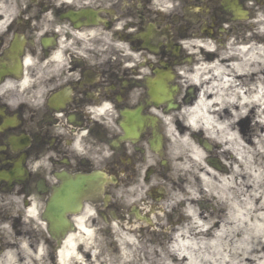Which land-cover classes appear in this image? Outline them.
Here are the masks:
<instances>
[{"label": "flooded vegetation", "instance_id": "flooded-vegetation-1", "mask_svg": "<svg viewBox=\"0 0 264 264\" xmlns=\"http://www.w3.org/2000/svg\"><path fill=\"white\" fill-rule=\"evenodd\" d=\"M263 29L264 0H0V264H57L75 204L94 210L95 231L149 209L201 96L193 73ZM201 129L206 165L227 171ZM81 177L92 194L68 205L55 239L49 205Z\"/></svg>", "mask_w": 264, "mask_h": 264}, {"label": "bare ground", "instance_id": "bare-ground-1", "mask_svg": "<svg viewBox=\"0 0 264 264\" xmlns=\"http://www.w3.org/2000/svg\"><path fill=\"white\" fill-rule=\"evenodd\" d=\"M191 79L201 96L183 112L189 131L180 135L185 149L177 154L179 162L189 165L176 161V168L188 172L190 179L182 190L176 184L168 193L160 190L169 197L152 209L161 219L170 213L176 219L178 208L184 209V224L175 227L171 242L156 247L145 235L158 232L147 233L143 223L130 221L115 227L120 251L108 258L79 236H93L86 212L77 219L78 232L65 241L57 264H264V43L256 40L224 51L214 63L195 70ZM245 120L250 122L247 128L241 126ZM199 125L226 152L227 171L206 165V153L195 136ZM202 199L209 209H198ZM158 228L167 233L164 226Z\"/></svg>", "mask_w": 264, "mask_h": 264}, {"label": "rangeland", "instance_id": "rangeland-1", "mask_svg": "<svg viewBox=\"0 0 264 264\" xmlns=\"http://www.w3.org/2000/svg\"><path fill=\"white\" fill-rule=\"evenodd\" d=\"M262 33L264 35V29L262 30V32L260 34H262ZM258 41H262L264 43V38H262ZM232 44H234V42H231L229 45H232ZM235 49L231 48L230 50H227V51H231V50L233 51ZM183 116L181 115V117H183ZM249 124H250V122H249ZM252 124H253V121H252ZM254 129L255 128L252 125V127H250V134H249L252 137L254 135V131H255ZM252 130H254V131H252ZM172 142H173L172 148H173V151L176 153V157H177V154L181 153L185 149V146L181 145L182 140H180L178 136L172 138ZM177 144H179V145H177ZM178 163H179V165L185 164V163H187L189 165V163L187 161H185V163H181L178 161ZM187 178L190 179L189 173L188 172H185V173L182 172L181 173L180 169L176 168V166H175V168L173 169L172 174L170 176V179L162 183V184H164V189H165L166 193H168V190L170 188L172 189L173 185H175V184L177 185V187L179 189L182 190L187 183ZM168 197H169L168 194H166L164 199H166ZM124 200L126 202L125 204L127 205V207L131 206L135 202L134 199H131V196H127L126 198H124ZM202 200L204 201V199H202ZM202 200H200L199 202L201 203ZM146 201H148L149 206L154 205L156 207L162 206L161 204L163 203L161 201L160 203L154 204L151 200H148V199H146ZM211 203L214 204L213 202H211ZM146 211H147L146 213L148 214L149 209L147 208ZM180 213L185 214L183 211H180ZM155 215H159V213L154 212V214L152 215V217L154 218L153 221L155 222V224H157V225L161 224V226H164L167 229L171 228L172 230L168 231V233H165V232H163V230L158 229V230H156L158 233L152 234L151 237H148V235H145V239H149L150 243L155 244L156 247H166V245L171 242L175 229H174V227L168 226V223H170V220H169L170 215H168L165 219L158 218V220L155 219ZM181 216H182V214H180V217ZM129 217L131 218V216H129ZM93 218H96L94 210L88 209L86 222L87 223L90 222L91 219H93ZM184 218H185V215H184ZM133 223H137V221L134 219ZM136 225L137 224H134V226H136ZM116 226H119L121 228L124 225H123V223L118 222V223H115L112 227L105 228L102 231H100V230L95 231V230L90 229L93 233V236L91 238H87L83 235H79V236L82 239H87V241L90 244H92L93 249H95V252L101 253L103 255H107L108 258H111L110 256H108V254L117 256L119 254L118 251H120L119 245H118L117 241L115 240V234H114ZM127 226H130V225H127ZM145 226L147 227V225H145ZM149 231H151V230L150 229L146 230L147 233H149ZM84 245H86V244L84 243ZM44 258L45 257H43V259ZM20 260H21V258H16V260L13 262H15L14 264H27V263L21 262ZM41 261H42L41 259H38L37 261H35V259H33L31 262H29V261H25V262H28V264H35V262H39V264H40ZM43 264H53V263L50 260H47V261L45 260V263H43ZM72 264H74V261L72 262Z\"/></svg>", "mask_w": 264, "mask_h": 264}, {"label": "water", "instance_id": "water-1", "mask_svg": "<svg viewBox=\"0 0 264 264\" xmlns=\"http://www.w3.org/2000/svg\"><path fill=\"white\" fill-rule=\"evenodd\" d=\"M94 182L95 178L93 177H81L76 183V186H79V189L66 190L65 193L58 192L55 194L48 208L50 233L54 238L62 235L64 232V227L66 226L64 216L68 205L70 206L72 202L76 201V199L82 200L88 194L89 189L93 187ZM75 206L77 207V211L82 212L81 205L79 206L78 204H75Z\"/></svg>", "mask_w": 264, "mask_h": 264}]
</instances>
